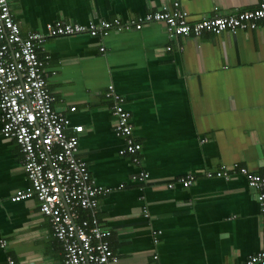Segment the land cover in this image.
Masks as SVG:
<instances>
[{
	"label": "crops",
	"instance_id": "1",
	"mask_svg": "<svg viewBox=\"0 0 264 264\" xmlns=\"http://www.w3.org/2000/svg\"><path fill=\"white\" fill-rule=\"evenodd\" d=\"M173 2L189 23L257 7V0H7L22 36L44 34L55 21L126 24ZM41 46L52 107L70 128L82 127L76 156L107 189L94 217L110 232L116 264H239L262 247L256 191L235 171L264 172V21L195 38L150 23L104 37H46ZM108 86L140 144L136 165L118 154ZM221 168L229 178L214 176ZM139 171L145 180L132 178ZM187 176L193 180L182 187ZM28 186L18 145L0 134V264H61L36 200L9 201Z\"/></svg>",
	"mask_w": 264,
	"mask_h": 264
},
{
	"label": "built area",
	"instance_id": "2",
	"mask_svg": "<svg viewBox=\"0 0 264 264\" xmlns=\"http://www.w3.org/2000/svg\"><path fill=\"white\" fill-rule=\"evenodd\" d=\"M186 18L187 12L173 2L126 24L116 19L90 21L86 25L55 21L45 25L44 34L28 32L22 36L7 0H0V134L18 145L21 168L29 183L26 189L15 191L9 201L36 200L38 212L47 219L54 239L61 246V264H116L117 258L109 248L110 232L100 227L94 217L97 197L107 189L95 185L84 161L76 156V135L82 127L70 128L67 119L52 107L53 97L46 88L43 61L38 57L44 39L79 34L104 37L113 31L131 28L138 31L150 23H162L174 37L195 38L204 32L218 36L224 31L253 30L258 22L264 21V0H257V7L249 11L195 23L187 22ZM107 91L105 96L112 95L113 100V133L123 143L118 154L127 155L136 165L141 147L133 139L129 113L123 108L122 99L112 94L111 86ZM67 129L73 135H68ZM235 172L256 191L258 213L264 217V172L252 173L246 168ZM214 176L229 178L222 168ZM132 178L142 181L147 174L139 171ZM192 180L193 177L187 176L180 179V184L188 187ZM80 210L88 211L90 220L79 221ZM261 230L264 232V227ZM260 241L262 247L239 264H264V236ZM4 264H14V261L7 258Z\"/></svg>",
	"mask_w": 264,
	"mask_h": 264
},
{
	"label": "trees",
	"instance_id": "3",
	"mask_svg": "<svg viewBox=\"0 0 264 264\" xmlns=\"http://www.w3.org/2000/svg\"><path fill=\"white\" fill-rule=\"evenodd\" d=\"M85 212H87L86 215H85L84 217H82V213H85ZM88 213H89L88 211H84V212H83V210H82V211L80 210V211H78L77 218L79 219V221L82 220V219H83V220H84V219H88V220H90V218H89V214H88Z\"/></svg>",
	"mask_w": 264,
	"mask_h": 264
}]
</instances>
